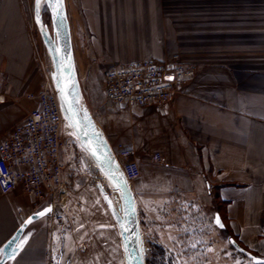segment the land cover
<instances>
[{
    "label": "crops",
    "instance_id": "1",
    "mask_svg": "<svg viewBox=\"0 0 264 264\" xmlns=\"http://www.w3.org/2000/svg\"><path fill=\"white\" fill-rule=\"evenodd\" d=\"M76 5L91 63L83 80L77 72L79 84L83 94L101 98L108 117L102 130L117 161H125L120 148L132 149L130 159L140 170L137 188L150 191L148 196L162 206L171 196L183 199L203 188L217 189L235 231L242 234L246 221L264 215V34L219 44L218 52H210L194 78L161 108L116 105L104 95L106 71L168 59L178 40L177 28L173 31L166 16L170 6L160 0H76ZM239 24L235 22L236 29ZM69 26L75 57L70 21ZM43 72L27 1L0 0V142L37 107L30 96L36 94ZM156 153L158 164L152 160ZM66 176L63 170L64 182ZM63 196L57 211L64 215ZM49 202L25 194L21 187L0 192V250L26 218ZM60 224L50 215L47 222L46 215L33 220L3 264H57L52 238ZM259 229L250 224L251 235L258 236Z\"/></svg>",
    "mask_w": 264,
    "mask_h": 264
},
{
    "label": "rangeland",
    "instance_id": "2",
    "mask_svg": "<svg viewBox=\"0 0 264 264\" xmlns=\"http://www.w3.org/2000/svg\"><path fill=\"white\" fill-rule=\"evenodd\" d=\"M26 1L38 61L44 68L43 82L50 80L49 57L33 21V0ZM162 2L170 6L166 9V16L172 22L173 31L176 27L178 32L174 51L166 60L174 56L180 62L184 60L182 63L194 71L192 78L198 72V65L208 59V54L218 52L219 44L234 42L236 36L264 34V30H261V27L264 28V0H160ZM63 4L73 30L75 66L80 80H83L91 66L86 32L82 21L79 22L81 14L76 0H63ZM42 17L51 32L45 6ZM236 21L240 22L237 29ZM241 21L245 24H241ZM100 99L88 92L83 94L81 89L80 106L92 115L102 129L108 117ZM61 140L60 161L67 175L64 182L67 213L63 215L57 209L55 212L62 218L52 238L53 261L57 264H124L117 226L95 183L101 181L114 197L112 188L65 121L62 123ZM154 155L152 160L158 164L160 161L154 160ZM136 179L130 181L131 186L137 185L134 182ZM149 192L137 186L134 190L146 264H256L237 252L229 239L264 260V215L257 221L256 218L246 221L241 234L235 231L234 220L228 218L227 204L218 198L217 189L203 188L183 199L171 196L163 206L155 204L156 200L148 196ZM64 200L65 196H62L61 201ZM49 215H46V222ZM215 215L223 223L222 228L215 223ZM252 223L260 228L258 236L250 234Z\"/></svg>",
    "mask_w": 264,
    "mask_h": 264
},
{
    "label": "built area",
    "instance_id": "3",
    "mask_svg": "<svg viewBox=\"0 0 264 264\" xmlns=\"http://www.w3.org/2000/svg\"><path fill=\"white\" fill-rule=\"evenodd\" d=\"M193 74V69L176 56L170 60L146 59L118 65L106 71L104 95L107 101L116 105L161 108L191 80ZM30 98L37 101V107L0 142V192L21 187L25 194L37 200L49 199L51 219L61 221L62 216L55 212L65 188L60 161L64 120L50 80L41 82L36 94ZM132 155L130 148L119 150V156L125 159L120 166L129 182L140 174L138 164L130 159ZM153 159L161 161L158 153Z\"/></svg>",
    "mask_w": 264,
    "mask_h": 264
},
{
    "label": "water",
    "instance_id": "4",
    "mask_svg": "<svg viewBox=\"0 0 264 264\" xmlns=\"http://www.w3.org/2000/svg\"><path fill=\"white\" fill-rule=\"evenodd\" d=\"M51 2L52 0H41V5L44 4L49 14L51 32L48 26L43 22L41 6L39 11V23H37L34 0L32 12L34 24L50 58L52 70L49 73V77L59 102L63 120L71 128L80 146L86 151L99 172L104 176L112 188V192L114 193L113 198L117 202V206H115L112 197L104 188L102 182L96 181L95 183L97 190L107 205L117 226L124 264H146L144 258L145 248L140 234L138 213L132 191L104 137V133L96 128L90 114L79 104L80 91L77 81V70L73 57L70 29L64 4H62V18H55L56 9L54 4L49 6ZM54 76L56 79H54ZM49 208L48 206L45 209ZM37 213L29 217H33V220H35V214ZM29 217L26 218L25 221H27ZM217 217L219 218L218 215L214 216L215 223ZM25 221L2 246L0 250V264H3L6 260L11 258L22 243V240L20 242V237L23 231L20 229ZM219 221L220 224H222L220 218ZM24 229L25 227L23 230ZM229 242L237 252L250 258L253 263H264L263 259L247 252L234 240L229 239Z\"/></svg>",
    "mask_w": 264,
    "mask_h": 264
},
{
    "label": "snow or ice",
    "instance_id": "5",
    "mask_svg": "<svg viewBox=\"0 0 264 264\" xmlns=\"http://www.w3.org/2000/svg\"><path fill=\"white\" fill-rule=\"evenodd\" d=\"M53 4H54L55 9H56L55 18H62V4H63V0H52V2L49 4V6H52ZM40 6H41V0H34V10H35V13H36L37 23H39ZM54 79H56L55 76H54ZM167 79H172V78L168 77ZM50 212H52V209H50V208L49 209H45L42 212H39V213L35 214V217L36 218L43 217V216L47 215ZM32 222H33V217H29V219L27 221H25L24 225L22 226V228L20 230L23 231V228L26 227L28 224H30ZM216 224L219 227H221V228L223 227V225L220 224V221H219L218 217L216 218ZM21 247H22V245H21ZM209 250H211V249H209ZM257 264H259V262H257Z\"/></svg>",
    "mask_w": 264,
    "mask_h": 264
},
{
    "label": "bare ground",
    "instance_id": "6",
    "mask_svg": "<svg viewBox=\"0 0 264 264\" xmlns=\"http://www.w3.org/2000/svg\"><path fill=\"white\" fill-rule=\"evenodd\" d=\"M44 7V4H42L41 5V13H42V8ZM67 16V15H66ZM42 19H43V17H42ZM67 20H68V17H67ZM68 24H69V21H68ZM69 29H70V26H69ZM49 57V56H48ZM73 57H74V55H73ZM49 62H50V58H49ZM75 62V61H74ZM76 67V66H75ZM51 62H50V71H49V73L51 72ZM76 74H77V72H76ZM77 81H78V86H79V91H80V94H81V89H80V84H79V79H78V74H77ZM91 117H92V115H91ZM92 119H93V117H92ZM93 121H94V119H93ZM94 124H95V126H96V128H98V129H100L101 131H102V129H101V127L94 121ZM104 137H105V135H104ZM105 139H106V137H105ZM107 141V140H106ZM108 143V142H107ZM109 145V144H108ZM110 147V146H109ZM111 149V148H110ZM112 151V150H111ZM116 158V157H115ZM117 160V159H116ZM118 162V161H117ZM118 164H119V166H120V163L118 162ZM121 167V166H120ZM128 181V180H127ZM128 183H129V186H130V189H131V191H132V194H133V197H134V203H135V207H136V201H135V196H134V192H133V189H132V186H131V184H130V182L128 181ZM103 184V183H102ZM103 186H104V184H103ZM104 188H105V186H104ZM106 189V188H105ZM107 190V189H106ZM108 191V190H107ZM110 194V193H109ZM111 196V195H110ZM112 197V196H111ZM112 199H113V201H114V204H115V206H117V202L114 200V198L112 197ZM136 210H137V208H136ZM138 213V212H137ZM223 224V223H222ZM143 245H144V242H143ZM144 247H145V245H144ZM123 253V252H122Z\"/></svg>",
    "mask_w": 264,
    "mask_h": 264
}]
</instances>
